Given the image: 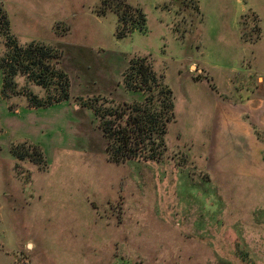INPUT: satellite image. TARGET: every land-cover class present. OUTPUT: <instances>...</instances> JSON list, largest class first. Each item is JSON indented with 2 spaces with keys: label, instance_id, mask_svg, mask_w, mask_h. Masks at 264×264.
Returning <instances> with one entry per match:
<instances>
[{
  "label": "rangeland",
  "instance_id": "obj_1",
  "mask_svg": "<svg viewBox=\"0 0 264 264\" xmlns=\"http://www.w3.org/2000/svg\"><path fill=\"white\" fill-rule=\"evenodd\" d=\"M240 5L242 44L231 25ZM0 7L17 45L48 48L69 81L68 100L44 108L28 106L29 95L50 93L24 74L10 99L0 94V264H264V152L260 173L231 170L247 160L237 148L243 142L206 138L213 124L205 93H182L208 84L219 103L216 125L225 113L230 124H251L244 105L252 93L243 86L264 83V0H0ZM6 40L0 25V59ZM133 58H145L170 89L173 118L157 160L115 164L94 111L145 99L123 83ZM255 134L264 142L262 130ZM31 146L42 151L40 163L11 153Z\"/></svg>",
  "mask_w": 264,
  "mask_h": 264
},
{
  "label": "trees",
  "instance_id": "obj_2",
  "mask_svg": "<svg viewBox=\"0 0 264 264\" xmlns=\"http://www.w3.org/2000/svg\"><path fill=\"white\" fill-rule=\"evenodd\" d=\"M142 21V15H139L137 26L139 31H142L140 26ZM119 24H124V17L120 13ZM0 25L7 39V51L0 59L1 98L3 100L11 98L10 92L14 91L15 78L19 74H24L34 85L50 93L43 100L29 95L27 100L30 108H44L66 102L69 98V81L67 75L55 67L57 56L41 44L18 46L8 32V20L1 7ZM117 35V38L121 39L125 32L118 28ZM260 35L259 29L258 40ZM123 83L127 90L145 93L146 97L140 103L132 105L124 103L106 112L94 111L99 121L98 127L105 139L107 159L115 164L157 160L165 151L164 136L167 125L173 118L172 92L145 63V58H133L129 61L123 73ZM21 148L23 150H18L17 147L11 150L17 159H31L35 156L38 163L43 159V153L38 146H31L30 151Z\"/></svg>",
  "mask_w": 264,
  "mask_h": 264
},
{
  "label": "crops",
  "instance_id": "obj_3",
  "mask_svg": "<svg viewBox=\"0 0 264 264\" xmlns=\"http://www.w3.org/2000/svg\"><path fill=\"white\" fill-rule=\"evenodd\" d=\"M199 7L201 10V14H202L203 9H202V6L200 5V2H199ZM239 8H240L239 9L240 12H238L237 9L234 10L231 25L235 26L234 30L236 31V41L238 42V44H242L243 42H241V40L237 36L238 35L237 21L241 13H244L247 8L241 5L239 6ZM258 20L260 22L259 17H258ZM201 36H203L202 32H201ZM205 37H208V35H205ZM199 42L201 43V39H199ZM200 50H201V46H200ZM243 87L245 89L244 91L252 93V96H249V98L246 99V102L244 105L245 107L244 114H246L249 117V120L251 123V124L249 123L246 124V126H244L242 119L240 120L238 119L239 122L238 120H236L234 124H230L231 120L228 119L229 116L226 113H225V116L221 115L223 117H221L220 123H218L217 125L215 124L216 115H217L216 108H218L217 105H219V103L216 104L214 90L212 89L210 85L204 84V83L189 85L186 87V89L182 90V93L185 91L186 94L183 93L185 96H188L189 92L205 93L199 97L205 98L208 101L210 105L209 106L210 111H211L210 112L211 114H209L210 117L208 118V121L211 124H213V127H211V132L209 131V135H206V138H208L209 140L213 138H216V139L222 138V139H229V140L239 139L240 141L243 142L242 143L243 145H240L237 148L241 150V154L244 155L247 160L245 163H242L243 165L237 162H236L237 164L233 163L231 170L239 171V172L246 171L251 174L252 173L258 174L261 171V165L259 161L257 160V156L261 157L263 155L264 142L261 139V137H258L257 134H255V132L258 129L264 132V95L255 96L254 92H257L259 90L264 94V83L259 84V86L258 85L253 86L252 84H248L247 87L246 86H243ZM235 109H238L237 106L235 107ZM258 118H261V120H259ZM207 154L210 156L217 155L215 152L212 153V148L210 146H208L207 148ZM236 165L239 167H236Z\"/></svg>",
  "mask_w": 264,
  "mask_h": 264
}]
</instances>
